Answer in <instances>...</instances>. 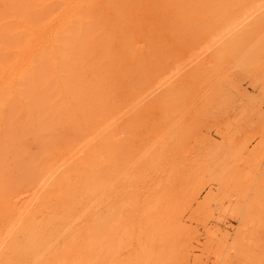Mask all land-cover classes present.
Segmentation results:
<instances>
[{
  "label": "rangeland",
  "instance_id": "374dc122",
  "mask_svg": "<svg viewBox=\"0 0 264 264\" xmlns=\"http://www.w3.org/2000/svg\"><path fill=\"white\" fill-rule=\"evenodd\" d=\"M76 2L0 0V264H264V0Z\"/></svg>",
  "mask_w": 264,
  "mask_h": 264
},
{
  "label": "bare ground",
  "instance_id": "6f19581e",
  "mask_svg": "<svg viewBox=\"0 0 264 264\" xmlns=\"http://www.w3.org/2000/svg\"><path fill=\"white\" fill-rule=\"evenodd\" d=\"M76 1V0H75ZM78 1V3H79V0H77ZM87 1V0H86ZM67 3V2H66ZM77 3V2H76ZM77 3V4H78ZM77 4H75V5H77ZM68 5V4H67ZM74 5V7H76ZM85 5H87V3L85 4ZM88 6V5H87ZM87 6H85V7H87ZM90 6V5H89ZM82 11V10H81ZM86 11V10H85ZM147 12V11H146ZM70 13V12H69ZM65 16V15H64ZM14 18H16V17H14ZM250 18V17H249ZM61 19V18H60ZM151 19H153V18H151ZM52 20V19H51ZM61 20H63V19H61ZM75 20L76 21H79V22H81L82 20H81V18L80 17H76L75 18ZM15 21V20H14ZM64 21V20H63ZM9 22H11V21H9ZM58 22V24H59V21H57ZM75 22V21H74ZM89 22V21H88ZM56 23V22H55ZM57 24V23H56ZM61 24V23H60ZM244 23H242V25H243ZM82 25V24H81ZM58 26V25H57ZM72 26V25H71ZM59 27V26H58ZM68 27V26H67ZM260 27V26H259ZM23 28H25V27H23ZM82 28V27H81ZM51 29V28H50ZM53 31V30H52ZM61 31V30H60ZM38 32V31H37ZM46 34V33H45ZM52 34V33H51ZM62 34V33H61ZM27 36V35H26ZM38 37V36H37ZM36 37V38H37ZM53 37V36H52ZM39 38V37H38ZM44 39V38H43ZM47 39V38H46ZM49 39H50V36H49ZM49 39H48V41H49ZM37 40V39H36ZM54 40V39H53ZM50 42V41H49ZM41 43V42H40ZM56 41H53L52 42V44H51V50L50 51H48L49 52V54L51 55V57H53L54 58V60L56 61L55 63H54V66H55V69H56V73H57V77H58V79L60 80V78H61V75H60V70H59V68H60V66H61V61H60V59H61V55H60V52H59V49H58V47L56 46ZM34 44V43H33ZM32 44V47L34 46ZM28 45H29V43H28ZM45 46V45H44ZM46 46H49V45H46ZM37 47V46H36ZM49 48V47H48ZM44 49V48H43ZM9 50V49H8ZM26 50V49H25ZM42 50V49H41ZM7 52V51H6ZM12 52V51H11ZM34 52V51H33ZM22 53V52H21ZM24 53V52H23ZM18 54V53H17ZM20 54V53H19ZM39 55V54H38ZM49 57V56H48ZM22 59V58H21ZM6 93L10 96V94L12 93V91H7L6 90V92L4 91V90H0V95H6ZM16 94V93H15ZM28 124V123H27ZM33 124V123H32ZM35 124V123H34ZM63 168V167H62ZM93 209V208H92ZM91 210V209H90ZM24 213V212H23ZM79 214V213H78Z\"/></svg>",
  "mask_w": 264,
  "mask_h": 264
}]
</instances>
